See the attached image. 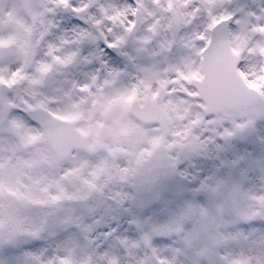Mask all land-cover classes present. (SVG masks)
Masks as SVG:
<instances>
[{"label": "snow or ice", "instance_id": "obj_1", "mask_svg": "<svg viewBox=\"0 0 264 264\" xmlns=\"http://www.w3.org/2000/svg\"><path fill=\"white\" fill-rule=\"evenodd\" d=\"M24 7L33 21L24 27L26 38L19 44L0 39L6 53L0 59V264H95L93 248L107 254L98 243L102 232L125 253L142 242L155 264H172L162 254L169 243L158 238L183 232L197 210L207 216L208 201L230 183L234 197L243 194L264 207V193L246 189L243 177H198L195 165L185 170L212 146L264 128V0L260 7L253 0H41L35 7L26 0ZM45 18L47 27L37 32ZM105 46L134 66L131 87L129 73L98 54ZM54 73L66 79L49 89ZM123 158L135 167L123 166ZM161 167L186 181L193 198L178 193L175 214L141 232L142 219H128L137 195L108 196L109 185L100 180L106 174L124 183L131 171L143 186L158 179ZM86 169L91 179L82 176ZM96 195L113 204L120 197V207L131 209L124 219L135 227L127 236L124 228H96L99 216L85 219L68 207ZM258 214L238 213L241 233L256 229ZM83 233L84 244L61 250ZM253 262L264 264V252L231 260Z\"/></svg>", "mask_w": 264, "mask_h": 264}, {"label": "clouds", "instance_id": "obj_2", "mask_svg": "<svg viewBox=\"0 0 264 264\" xmlns=\"http://www.w3.org/2000/svg\"><path fill=\"white\" fill-rule=\"evenodd\" d=\"M46 27L45 18L44 24L37 22L36 31H42ZM133 83L135 81L132 79L126 80V84L129 87ZM126 160L127 158H123L120 163L130 169L135 167L134 163H127ZM88 172L89 170L86 169L82 176L91 179ZM169 172L170 170L166 167L159 168L154 173V176L158 177V179L143 186H141L140 176L131 171L124 183L119 182L118 179L109 181L106 174L102 175L100 183H108L109 187L106 190L108 196L115 195L117 191L132 192L137 195V200H140L151 193L161 191L169 183L170 179L174 180L175 183L187 186L186 181L181 180L178 176L170 177ZM113 173L115 174V170H113ZM249 175L252 177L251 182L244 180V187L251 189L255 194L264 193V169H256L250 172ZM220 176L227 178L224 173H220ZM233 179L236 182H241V177L238 175L234 176ZM210 183L215 186L216 181H210ZM132 185H137V187L133 189ZM77 187L83 189L84 186L78 184ZM230 189L231 183L228 187L222 189L220 194L211 197L207 203V216L202 215L197 210L195 215L185 220V230L183 232L168 238L170 246L164 249L162 254L172 261V264H231V260L240 258L242 255L255 256L264 252V207L256 201L248 200L243 194L239 197H234ZM119 200L120 197H117V203L113 204L106 197L96 195L87 204H74L68 207L75 209L74 215L89 216L90 213H94L92 216H101L103 215V206L120 207ZM129 207L133 208L135 215L129 216L128 219L130 221L137 219L139 213L136 207L131 202ZM93 208L96 211L90 212V209ZM241 210L247 211L248 214L259 213L255 216L256 221H258L256 229L241 233L236 226L237 216ZM61 215H64V213H61ZM140 231L151 232V224L141 223ZM85 235L88 234L83 233L76 238L65 241L60 246L61 250L75 247L77 244H84L83 237ZM194 235L196 237L195 242L192 241ZM98 243L105 244L107 254L103 255L105 252L104 248H101L99 253H96L93 248L95 264H108V261L112 258H118L120 264H155V259L150 249L143 246L142 242L138 250H131L130 253L121 251L120 245L115 240L111 242L100 240ZM88 247H93L90 241L88 242ZM221 253H226L227 259H221Z\"/></svg>", "mask_w": 264, "mask_h": 264}, {"label": "rangeland", "instance_id": "obj_3", "mask_svg": "<svg viewBox=\"0 0 264 264\" xmlns=\"http://www.w3.org/2000/svg\"><path fill=\"white\" fill-rule=\"evenodd\" d=\"M121 2V0H120ZM126 2V1H124ZM40 4L41 0H35L34 4ZM162 23H166V21L162 20ZM164 33L162 32V37ZM170 37L171 34L168 33ZM124 71L129 73V77L127 79H132V75H135L134 66L131 65L128 59L125 60V68ZM133 80V79H132ZM26 88L23 91H27ZM23 91L19 94H23ZM264 141V132L260 133L257 137V146L256 148H252L249 144L244 148H237L232 141L227 143H222L219 145V148L216 146H212L211 150L207 154H202L199 156H195L190 158L185 165V170L192 168L195 165V172L198 177H208V176H220V173H224V176H239L243 177L245 180L250 182L249 173L246 171V167L240 168H225L224 165L222 170L218 169V165L216 161H239L240 164H244L246 161L248 162V166L263 168L264 169V147L261 146V142ZM253 164V165H252ZM218 169V170H217ZM223 178V177H222ZM72 190H76L73 188ZM188 199H192L191 197H186ZM202 206L207 203L206 198L201 201H198ZM181 206V201L177 199V197H166L164 198L156 207L151 208L147 211H141L137 219H142L143 224H163L166 223L172 215L178 210ZM103 215L97 218V223L95 224L96 228L101 230L111 229L113 232L118 231L121 228H124L123 235L127 236L129 234L128 229L130 227H135V225H131V223L124 219V217L128 214H131V209H122L121 207L113 208L111 205L103 206ZM75 213V210H74ZM94 215V213H90L89 216L84 215H76L82 218H88ZM58 235L57 233H53V237ZM103 240L107 241L108 236L102 232ZM99 238V237H98ZM158 240H164L168 242V238L161 237ZM52 242H55L53 239ZM51 246V244H50Z\"/></svg>", "mask_w": 264, "mask_h": 264}, {"label": "flooded vegetation", "instance_id": "obj_4", "mask_svg": "<svg viewBox=\"0 0 264 264\" xmlns=\"http://www.w3.org/2000/svg\"><path fill=\"white\" fill-rule=\"evenodd\" d=\"M34 1L35 0H28V2H30L34 7L39 5L38 3L34 4ZM124 1L128 2V0H121V2ZM253 2L255 3L256 7H260V0H253ZM25 3L26 0H0V39L7 40L11 38L13 39L15 44H19L22 43L26 38L24 27L31 25L33 21L30 11L24 7ZM8 13H12L11 19H8ZM65 22H67V19ZM98 54L103 55L110 66L115 67L119 70H124L126 60L124 56L110 49H107L106 46L101 48ZM5 55L6 53L0 50V59H3ZM74 71L79 72L82 71V69L77 68ZM65 79L66 77L63 74L54 73L53 76L50 77L47 86L49 89L58 88L61 86L62 81ZM120 86L124 87V82H121ZM261 132H264V128L260 129V133ZM258 134L259 130H257V133L244 143L238 142L236 140H232V142L239 149L246 147L247 144L252 146V148H256ZM216 162L219 163L218 161ZM256 169L263 168L252 167L251 165L246 167V171L248 173ZM248 177L251 182L252 177L250 175Z\"/></svg>", "mask_w": 264, "mask_h": 264}, {"label": "water", "instance_id": "obj_5", "mask_svg": "<svg viewBox=\"0 0 264 264\" xmlns=\"http://www.w3.org/2000/svg\"><path fill=\"white\" fill-rule=\"evenodd\" d=\"M168 189H170V187L165 186L162 188L161 191L151 193L146 198H142V199L138 200L135 207L137 206V208L139 207V208L143 209V208L148 207L151 204L156 203L160 198L159 196H161L162 193ZM189 193L192 194L191 191Z\"/></svg>", "mask_w": 264, "mask_h": 264}]
</instances>
